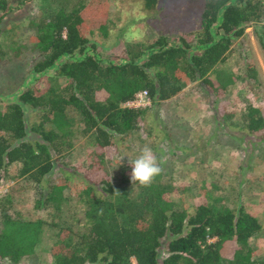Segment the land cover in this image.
Listing matches in <instances>:
<instances>
[{
	"label": "trees",
	"instance_id": "16d2710c",
	"mask_svg": "<svg viewBox=\"0 0 264 264\" xmlns=\"http://www.w3.org/2000/svg\"><path fill=\"white\" fill-rule=\"evenodd\" d=\"M202 1L197 30L190 42L182 38L178 45H168L163 36H157L147 44H125L120 63L107 65L84 51L91 22L103 28L105 0H88L69 11L59 9L48 19H37L30 37L36 56L32 71L42 73L57 65L55 76L64 82L57 90L46 87L41 93L23 89L15 101L2 106L0 171L16 162L19 175L39 184L49 173L52 158L71 145L75 121L82 124L83 133L92 136L95 149L112 147L113 141H120L140 121L142 108L123 105L138 91L143 90L152 103L166 101L186 83L199 79L205 92L213 99L218 97L235 77L215 66L224 62L233 40L245 27L258 21L264 0ZM8 2L0 0V12L8 9ZM154 2L144 0L146 6ZM258 43L264 59V26ZM61 57L65 60L59 61ZM212 70L213 79L208 77ZM244 76L256 80L250 64H246ZM22 107L38 112L36 123L29 127L36 136L33 140L25 139ZM243 119L249 133L264 124L253 106L245 108ZM129 180L123 174L107 176L99 164L81 172L84 227L75 239L68 226L58 227L50 246L53 264H131V258L135 264L264 261L247 244L260 228L248 211L229 209L210 190L203 192L192 211H175L171 187L158 176L151 187L137 185L133 195L124 185ZM67 185L61 178L47 186L41 204L57 205ZM40 226V220L2 213L0 264L4 260L17 263L32 254L40 238Z\"/></svg>",
	"mask_w": 264,
	"mask_h": 264
},
{
	"label": "rangeland",
	"instance_id": "374dc122",
	"mask_svg": "<svg viewBox=\"0 0 264 264\" xmlns=\"http://www.w3.org/2000/svg\"><path fill=\"white\" fill-rule=\"evenodd\" d=\"M87 1L9 0L8 9L0 12V109L15 101L23 89L41 93L46 87L57 90L62 86L64 81L55 76L57 65L42 73L32 71L36 57L30 41L32 24L37 19L50 18L59 9L69 11ZM105 3L103 28L91 22L84 49L104 65L120 63L125 44H147L157 36H163L168 45H178L182 38L190 42L203 7L202 0H155L150 6L144 0ZM262 8L258 21L245 27L242 35L233 40L224 62L215 66L235 77L233 84L215 99L205 92L199 79L186 83L166 101L152 103L147 99L137 106L143 111L135 129L103 151L93 147L92 136L83 133L82 124L75 121L71 145L52 158V167L39 184L19 175L18 163L5 166L0 171V215L40 220L41 232L32 254L17 263L4 260L3 264H53L50 246L58 227L68 226L73 239L84 227L81 172L99 164L109 177L128 176L130 180L124 185L133 195L137 185L131 181V163L145 145L158 158L163 169L158 178L171 187L175 211H192L203 192L210 190L229 209L241 207L256 218L260 228L247 244L263 259L264 124L249 133L243 119L248 106L257 108L264 119V59L258 43L264 26V4ZM59 59L63 61L65 57ZM246 64L253 67L255 81L244 76ZM208 77L214 78V70ZM37 116V111L22 107L27 140L36 138L29 127L36 123ZM61 178L68 185L59 203L41 204L47 186ZM131 264H135L133 258Z\"/></svg>",
	"mask_w": 264,
	"mask_h": 264
},
{
	"label": "clouds",
	"instance_id": "9594fccd",
	"mask_svg": "<svg viewBox=\"0 0 264 264\" xmlns=\"http://www.w3.org/2000/svg\"><path fill=\"white\" fill-rule=\"evenodd\" d=\"M131 168V181L140 187H151L156 177L163 171L157 156L147 145L141 148L139 155L132 161Z\"/></svg>",
	"mask_w": 264,
	"mask_h": 264
},
{
	"label": "built area",
	"instance_id": "2783aa9c",
	"mask_svg": "<svg viewBox=\"0 0 264 264\" xmlns=\"http://www.w3.org/2000/svg\"><path fill=\"white\" fill-rule=\"evenodd\" d=\"M146 102H147L146 94L143 90H141L135 94L133 99L125 101L123 105L128 107H137L145 104Z\"/></svg>",
	"mask_w": 264,
	"mask_h": 264
}]
</instances>
